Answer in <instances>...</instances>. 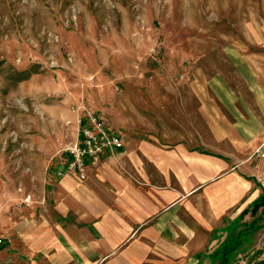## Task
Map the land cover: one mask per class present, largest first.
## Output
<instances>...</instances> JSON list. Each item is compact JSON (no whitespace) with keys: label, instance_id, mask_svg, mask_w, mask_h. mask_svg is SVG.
Masks as SVG:
<instances>
[{"label":"rangeland","instance_id":"1","mask_svg":"<svg viewBox=\"0 0 264 264\" xmlns=\"http://www.w3.org/2000/svg\"><path fill=\"white\" fill-rule=\"evenodd\" d=\"M196 85L264 106V0H0V230L44 200L80 116L125 134L128 101L142 118ZM242 259L264 264V228Z\"/></svg>","mask_w":264,"mask_h":264},{"label":"crops","instance_id":"2","mask_svg":"<svg viewBox=\"0 0 264 264\" xmlns=\"http://www.w3.org/2000/svg\"><path fill=\"white\" fill-rule=\"evenodd\" d=\"M166 89L158 108L143 96L142 118L128 101L124 147L86 179L48 169L44 200L4 218L0 264L212 263L264 190V106L226 85Z\"/></svg>","mask_w":264,"mask_h":264},{"label":"built area","instance_id":"3","mask_svg":"<svg viewBox=\"0 0 264 264\" xmlns=\"http://www.w3.org/2000/svg\"><path fill=\"white\" fill-rule=\"evenodd\" d=\"M124 145L122 135L110 128L104 118L97 113L88 111L79 117V137L61 157L60 165L66 171L75 172L84 180L90 162L99 159L105 152L121 149ZM62 172L60 171V174ZM238 264H247V261L242 259Z\"/></svg>","mask_w":264,"mask_h":264},{"label":"trees","instance_id":"4","mask_svg":"<svg viewBox=\"0 0 264 264\" xmlns=\"http://www.w3.org/2000/svg\"><path fill=\"white\" fill-rule=\"evenodd\" d=\"M251 213L252 219L244 221V216ZM264 228V190L261 195L237 219L230 221L223 228L225 239L210 254L211 264H233L238 256L249 248L257 232Z\"/></svg>","mask_w":264,"mask_h":264}]
</instances>
